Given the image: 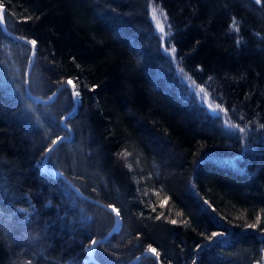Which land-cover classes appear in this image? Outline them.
<instances>
[{
    "label": "trees",
    "instance_id": "trees-1",
    "mask_svg": "<svg viewBox=\"0 0 264 264\" xmlns=\"http://www.w3.org/2000/svg\"><path fill=\"white\" fill-rule=\"evenodd\" d=\"M0 3L30 89L75 83L49 164L120 210L97 259L264 264V0ZM31 58L0 24V264H97L115 215L44 169L73 96Z\"/></svg>",
    "mask_w": 264,
    "mask_h": 264
},
{
    "label": "water",
    "instance_id": "water-1",
    "mask_svg": "<svg viewBox=\"0 0 264 264\" xmlns=\"http://www.w3.org/2000/svg\"><path fill=\"white\" fill-rule=\"evenodd\" d=\"M0 24L2 26V28L12 37H15L17 39H20L26 43H28L31 46V51H32V58L29 61L28 65H27V69H26V82H25V87H26V91L27 94L38 100V101H42V102H51L52 100L55 99V97L57 96L58 92L63 88V87H69L71 92H72V96H73V104L72 107L66 112L64 113V115L61 118V123L69 130V133H61L59 134L54 140L53 142L50 144V146L48 147V149L46 150V153L44 155V159H43V167L45 170H48L54 174H59L63 177H65L67 179V181L71 184V186L81 195H83L84 197H86L87 199L94 201L110 210H112L114 212L115 215V220L113 223V226L110 228V230L105 234L102 235L98 238H96L94 241H92L88 251L91 255V257L96 261L97 264H115V263H105L100 261L99 259H97L95 257V249L96 246L99 242L101 241H106L110 235L116 231L120 225H121V213L120 210L118 209L117 206L110 204V203H106L98 198H95L91 195H88L86 193H84L81 188L76 185L70 178H68L65 173L63 171H61L59 168L52 166L49 164V157L52 153V151L58 146V144L65 139H71L74 135L73 129L70 126V124L68 122H66V119L73 114V112L76 110L78 103H79V94L77 92V89L75 87V83L72 79H68L67 81L61 83L58 87H56L54 89V91L52 93L49 94V96L43 97L39 94L34 93L29 86V75H30V71L35 59V54H36V42L33 39H30L28 37L22 36L12 30H10L5 22V6L3 3H0ZM144 254H152L154 255L158 260L160 264H164L161 260L159 255L157 254V252L153 249V248H147L144 251L138 253L134 258H132L130 261L126 262V263H120V264H134L136 261H138V259L144 255Z\"/></svg>",
    "mask_w": 264,
    "mask_h": 264
},
{
    "label": "snow or ice",
    "instance_id": "snow-or-ice-1",
    "mask_svg": "<svg viewBox=\"0 0 264 264\" xmlns=\"http://www.w3.org/2000/svg\"><path fill=\"white\" fill-rule=\"evenodd\" d=\"M161 31H163V29H161ZM256 224H252V225H249V227H251V228H256Z\"/></svg>",
    "mask_w": 264,
    "mask_h": 264
}]
</instances>
